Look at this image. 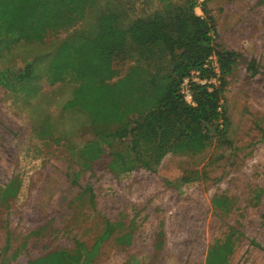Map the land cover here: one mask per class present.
Segmentation results:
<instances>
[{"label":"rangeland","instance_id":"obj_1","mask_svg":"<svg viewBox=\"0 0 264 264\" xmlns=\"http://www.w3.org/2000/svg\"><path fill=\"white\" fill-rule=\"evenodd\" d=\"M6 1L3 18L17 21L0 31V70L18 72L35 59L37 73L0 81V186L18 184L15 197L0 200V264H28L60 249L81 261L78 242L91 248L108 223L117 229L90 264H206L220 241L232 243L225 264H264V0H205L196 8L213 23L216 41L242 54L223 91L226 137L213 136L197 155L169 153L157 172L119 176L107 157L91 162L81 155L93 136L89 118L66 109L77 83L70 77L50 83L49 56L106 9L120 7L128 25L162 1L94 0L93 7L89 0ZM118 60L110 82L149 63ZM127 229L134 241L124 248L116 237Z\"/></svg>","mask_w":264,"mask_h":264},{"label":"trees","instance_id":"obj_2","mask_svg":"<svg viewBox=\"0 0 264 264\" xmlns=\"http://www.w3.org/2000/svg\"><path fill=\"white\" fill-rule=\"evenodd\" d=\"M161 1V8L133 17L128 25L121 21L120 7L106 9L90 29H76L61 39L49 56L46 77L50 83L66 77L77 83L66 109L77 108L89 118L93 136L81 146V155L91 162L107 157V166L116 176L138 169L157 172L169 153L197 155L213 136L227 135L223 91L242 54L216 41L213 23L196 12V0ZM88 2L89 7L95 4L94 0ZM9 7L11 3L1 0L0 9ZM15 21L3 18L0 11V31H11ZM120 55L149 63L133 65L123 77L110 82L120 71ZM211 56L220 65V84L213 90L194 84L196 105H189L180 93V84L194 69L201 70L204 77L215 76ZM36 64L33 59L18 72L0 70V81L5 82L10 73L17 80H29L37 73ZM14 186H18L15 181L5 189L0 186V200L15 197ZM85 191L94 206L93 189L86 187ZM115 229L116 225L108 223L91 248L79 241L84 251L81 261L60 249L28 264H90ZM116 240L126 248L132 245L134 234L127 229ZM231 250V241L215 243L206 264H225Z\"/></svg>","mask_w":264,"mask_h":264},{"label":"built area","instance_id":"obj_3","mask_svg":"<svg viewBox=\"0 0 264 264\" xmlns=\"http://www.w3.org/2000/svg\"><path fill=\"white\" fill-rule=\"evenodd\" d=\"M198 3V7L201 8V4L204 0H196ZM211 62L213 63V67H215L216 75L208 78L204 77L202 75V71L199 69H194L191 71L189 75L183 78L181 84H180V93L183 97V99L189 104V105H196V101L194 98V84H201V85H207L209 90H213L214 88L218 87L220 84V65L218 62V59L215 56H211L210 58ZM208 65V64H207ZM206 65V66H207Z\"/></svg>","mask_w":264,"mask_h":264},{"label":"crops","instance_id":"obj_4","mask_svg":"<svg viewBox=\"0 0 264 264\" xmlns=\"http://www.w3.org/2000/svg\"><path fill=\"white\" fill-rule=\"evenodd\" d=\"M197 12V11H196ZM198 13V12H197Z\"/></svg>","mask_w":264,"mask_h":264}]
</instances>
